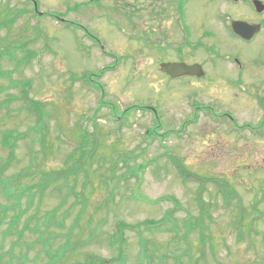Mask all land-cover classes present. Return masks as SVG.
<instances>
[{
  "label": "rangeland",
  "instance_id": "rangeland-1",
  "mask_svg": "<svg viewBox=\"0 0 264 264\" xmlns=\"http://www.w3.org/2000/svg\"><path fill=\"white\" fill-rule=\"evenodd\" d=\"M33 1L39 12L84 27L97 44L69 23L34 16L32 5L24 0H0V71L9 75L0 77V217L7 213L0 227L1 264H7L10 253L12 264H85L90 256L115 258L117 252L108 238L116 234L119 222L136 225L160 220L169 211L178 234L151 236L141 228L155 263L161 255L167 264L178 260L180 264L195 260L197 264H264V123L256 137L239 138L230 124H211L200 110L193 123L185 121L193 114V103L205 107L212 101L215 92L209 90V72L230 80L236 77L224 57L241 54L255 66L264 65V35L244 44L224 25L229 19L255 16V11L242 0H209V4L193 0L187 7L184 22L191 42L202 43V48L197 46V60H205L209 47L218 53L216 67L205 63L208 76L190 89L181 81L169 83L159 73V63L173 57L163 48L184 46V37L160 38V30L169 23L153 17L156 6L146 8L145 0H134L133 9L119 3L113 14L101 16L93 5L80 8V0ZM204 32L213 36L205 38ZM26 50L36 53V58H29ZM102 69L107 70L103 76ZM97 85L103 86L104 96L95 91ZM232 94L236 98L227 97V103L241 107L244 90ZM25 95L42 104L40 126ZM101 98L108 106L100 104ZM150 110L156 114L154 121ZM235 115L239 126L257 124L253 110H237ZM40 131L43 152H39ZM5 135L11 136L3 143ZM216 141L221 144V149L216 144L219 161L209 155ZM12 146L13 158L2 170ZM78 153H84V159ZM32 163L33 173H68L55 178L43 192L34 187L23 191L17 202L21 188L40 180V175L23 176ZM199 184L204 186L201 198L206 210L203 234L196 224ZM3 187H8L9 196ZM79 194L84 195L86 207ZM172 198L179 208L174 209ZM60 204L47 225L46 213ZM20 211L12 233L3 238L2 231ZM187 225L192 228L187 230ZM122 234L123 264H146L137 260L136 233L124 230Z\"/></svg>",
  "mask_w": 264,
  "mask_h": 264
},
{
  "label": "flooded vegetation",
  "instance_id": "flooded-vegetation-1",
  "mask_svg": "<svg viewBox=\"0 0 264 264\" xmlns=\"http://www.w3.org/2000/svg\"><path fill=\"white\" fill-rule=\"evenodd\" d=\"M30 3L33 7V0H26ZM135 4L134 0H80L79 6L82 9H86L88 6L93 5L97 9L100 10V15L104 16V14L109 13L110 15L113 14L114 11L118 10L119 3L122 8L129 10L130 8L133 9ZM154 1V2H152ZM247 0H244V4L247 5L250 10L253 11L250 2L247 4ZM251 1V0H248ZM193 0H145L144 6H156L157 9L154 10L153 17L158 19L161 23L165 25V21L169 23V27L167 29L163 28L160 30V38L163 41H168L171 38H178L184 37V46L181 45H169L163 49V53H170L173 57H169L168 60L162 61L164 63H184L186 65H200L203 71V75L201 77L197 76H182L179 78H171L167 74L159 71V73L171 84L176 82H183L187 88L194 89L198 86V82L205 77H207L205 63H208V66L216 67L217 61L214 60V56H216L217 50L212 49L209 47V51L207 52V56L204 57V61H198L197 59V43L195 45L191 42V33L189 29L185 27V11ZM207 4H209V0H206ZM263 2V1H262ZM264 3V2H263ZM126 13V12H125ZM149 13H152L149 10ZM255 13V12H254ZM44 15V13H42ZM264 14V12H263ZM260 16L259 14L255 13V16ZM57 22L66 25L67 22L62 20L59 15H51ZM127 16L128 11H127ZM249 17L247 19H239L249 24H257L259 25V31L248 41L243 40L232 33V29L230 26V22L233 19L228 20V25L224 24L228 30V33L233 37L237 38L238 40L242 41L244 44H251L257 37L261 34L264 35V15L259 18L258 16ZM224 19V18H222ZM76 27L83 30L90 40L93 42H97L96 38L90 35L84 27L78 24H74ZM160 26V25H159ZM82 32V33H83ZM183 32V34H182ZM204 36H209L211 38L213 36L210 32H204ZM198 41V40H197ZM194 40V42H197ZM175 43V42H174ZM262 48L264 49V41L262 43ZM169 55V54H167ZM220 55V54H219ZM168 57V56H167ZM229 61L231 66L237 73L236 77L232 80L227 78L225 75L220 73H216L215 71L209 72V90L214 91L215 93H211L212 101L209 105L205 107H200L195 104H192L193 107V114L189 116L187 120H194L197 117V112L200 110L209 117V123L211 124H218L224 126L225 124H230L232 127V133L237 135L239 138H243L244 134L251 135L252 137H256L261 128L260 124L264 123V65L262 66H255L251 60H247L241 54L234 57H224ZM240 88V89H239ZM235 89L241 90L243 89L245 92V97L242 98L243 103L241 107L237 106L234 103H227V97H232L235 99V95L232 94V91ZM217 103H214V102ZM248 109L249 111H254V118L256 119L257 124L255 126H251L249 124L238 125L235 119V113L237 110H244ZM213 137V136H212ZM219 141L212 142L210 146V159L214 158V161H219V148L221 149V144H218ZM218 144V145H216ZM218 152V153H217ZM217 164V163H216ZM219 166H224V164L218 163Z\"/></svg>",
  "mask_w": 264,
  "mask_h": 264
},
{
  "label": "trees",
  "instance_id": "trees-1",
  "mask_svg": "<svg viewBox=\"0 0 264 264\" xmlns=\"http://www.w3.org/2000/svg\"><path fill=\"white\" fill-rule=\"evenodd\" d=\"M26 46H27V44L25 43L20 48H25ZM26 51L29 53V55H28L29 58L36 57V53L30 52L29 50H26ZM27 60L28 59H24V61H27ZM0 77H9V75L6 72L3 73V72L0 71ZM24 98L26 99L25 101L28 104V106L33 111L36 112V114H37L36 123H37V125H39L43 121V117H44V111L42 110V108H43L42 104L28 99L26 95L24 96ZM42 127L45 128L44 125ZM41 129L42 128L40 127V130ZM9 136H11V135H5L4 136L3 143L9 142L8 141ZM39 136H40L39 137V143L41 144L40 145L41 149L39 150V152H43L45 150V147H43V139L41 138L43 135H42L41 131L39 132ZM21 137H23V135L19 136V138H21ZM17 138H18V136H17ZM14 149L15 148L13 146L10 148L9 154H8V157H7V160H6L7 162L5 163V166H3L1 168L2 170H4L5 167H7V165L9 164L11 159L13 158ZM78 157L83 158L84 157V153H80ZM35 158H33V159H35ZM71 159H72V155L67 159V161L71 160ZM120 159H121V162L124 164L125 158L122 159V157H121ZM82 162H83V160L80 159V161L78 162V166L81 167ZM125 164H127V161L125 162ZM40 166L41 165H39V167ZM78 166H76V169H78ZM145 166H148V164H146ZM33 168H35V165H33V163H32L27 168L28 170H27V172L24 173L23 176L27 177V176L31 175L32 177H35V176L40 175V180L38 181L37 184H35L33 186L32 185L31 186H24L23 188H21L20 191H19V194L16 197V201L17 202H19L20 199L23 197V194H24L23 191H25V192L29 191L32 187H34L37 190V192H43L44 189L46 187H48V184H50V183H52V182H54L56 180L55 178H57L59 176H62V175L66 176L67 173H68L67 171L59 172V173H54V172L40 173L39 171H37L36 173H33V172H31V170ZM144 169H145V167H142V169L140 171H142ZM182 172H183V169L180 168L179 169V173L182 174ZM198 186H199V188H198V201L200 202L201 205H200V216H199V219H196V224H197L198 227L202 228V226H201L202 225L201 221L203 220L202 216H203V214L206 211V210H204V207H203L205 205V203L202 201V198H201V192L204 190V186H202L200 184ZM221 187L225 188V186H221L220 185V188ZM3 190L7 192L5 194H7L8 196L10 195L9 191H8V187H3ZM222 191H224V193H226V191H228V190H222ZM26 194H28V193H26ZM80 195H82V194H79V196ZM229 195L231 196V194H229ZM82 196H83V201H81V202H82V204L85 203L84 206L86 207V199H85L84 195H82ZM8 198H10V197H8ZM76 198H78L77 195H76ZM225 198H227V196ZM31 199H32V194H29V202H31ZM171 202L174 205V209L179 208V203L177 202V200L172 198ZM63 203H64V200L62 201L61 204L63 205ZM61 204H60V206H58L55 209H53L52 212L46 213V217L44 219V222H46L47 225L50 224V222L52 221V219L54 218V216L56 214V211L59 209V207L62 206ZM84 206L82 208V211H83V209H85ZM6 214L7 213L4 212L3 213V217L2 218L0 217V227H1V225L3 224V222L5 220ZM21 215H22V211L17 212L14 216L11 217L12 219H10V221H9L8 228L2 231L3 238H5L7 235H10V233H12L13 228L16 225V223H18L19 217ZM33 216L35 217V215H33ZM38 220H39V218H38ZM36 222H37V220H36ZM167 223L171 224V227H167ZM36 225H38V224L35 223V226ZM24 227H25V229L28 228V222H26V226H24ZM186 227H188V228H186L187 230L189 229V227H190V229L192 228V226H188V225ZM116 228H117L118 231L116 232V234H113V235L109 236L108 244H109L110 247H113L115 249V251L117 252V256L115 258H111V259H104V258H100V257H97V256H90L87 259V261L85 262V264H123L125 258H124L123 249H122V246L124 245V237H123L122 233H123L124 230L135 232L137 237H138V244H139L140 251H139V255L137 256V260H142V261L144 260V262L146 264H167L166 261L164 259H162L161 255H159L158 258H157L156 262H158V263H155L153 255H149L148 254V245L150 243H149V241L147 239H145L143 237L142 232H141V228H144L145 231L147 233H149L151 236L153 234H155V233H171V232H173L175 234H178V231H177L178 227H177L175 221L173 220V217H171V212L170 211L167 212L164 215V217L161 218L160 220H145V221H143L141 223H138L136 225H129V224H125L123 222H119L117 224ZM203 229H204V227L201 229V234H203V232L205 230V229L204 230ZM22 232H23V230L19 232L18 237H20V235H22ZM209 239L211 241V237L210 236H209ZM200 240H201V242H204L203 237H201ZM16 244L17 243H14L12 246H15ZM209 247L213 251V247L211 245ZM185 251H187V250H184L183 253H186ZM10 256L11 257H9L8 260H7V264H12L13 254L10 253ZM23 257H25V255ZM59 257H60V255L58 256V258L56 257V259L58 260ZM166 258H170V256L166 255ZM200 258L202 259L203 256H201ZM1 260H2V257H0V264H1ZM19 264H20V262H19ZM175 264H180V261L179 260L176 261ZM193 264H197V260H195Z\"/></svg>",
  "mask_w": 264,
  "mask_h": 264
},
{
  "label": "water",
  "instance_id": "water-1",
  "mask_svg": "<svg viewBox=\"0 0 264 264\" xmlns=\"http://www.w3.org/2000/svg\"><path fill=\"white\" fill-rule=\"evenodd\" d=\"M253 5L259 13L264 10V5L259 1H253ZM231 28L234 34L245 40H250L259 31L258 25L247 24L243 21H232ZM159 68L171 78H179L185 75L201 77L203 75L199 65L187 66L183 63L161 64Z\"/></svg>",
  "mask_w": 264,
  "mask_h": 264
}]
</instances>
